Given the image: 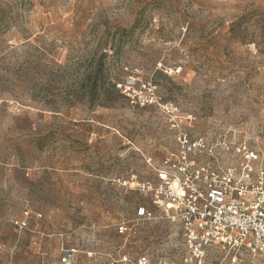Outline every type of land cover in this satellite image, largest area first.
<instances>
[{"label":"rangeland","instance_id":"obj_1","mask_svg":"<svg viewBox=\"0 0 264 264\" xmlns=\"http://www.w3.org/2000/svg\"><path fill=\"white\" fill-rule=\"evenodd\" d=\"M180 128L264 151V0H0V264L179 260L136 184Z\"/></svg>","mask_w":264,"mask_h":264},{"label":"built area","instance_id":"obj_2","mask_svg":"<svg viewBox=\"0 0 264 264\" xmlns=\"http://www.w3.org/2000/svg\"><path fill=\"white\" fill-rule=\"evenodd\" d=\"M133 83L131 76L118 87L132 103L145 104ZM163 108L173 113L171 105ZM136 188L181 229V258L162 264H264L261 149L246 141L214 143L204 134L193 135L180 128L176 148L154 167L153 176L137 182ZM135 218L149 220L152 212L138 206ZM16 224L26 226L20 221ZM128 231L127 222L117 226L120 235ZM73 251L63 247L62 264H74ZM134 264L152 263L148 256L140 255Z\"/></svg>","mask_w":264,"mask_h":264}]
</instances>
